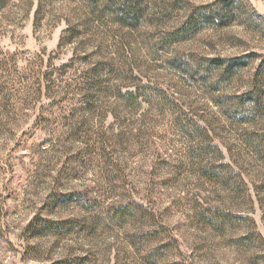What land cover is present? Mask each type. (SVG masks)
<instances>
[{
  "label": "rangeland",
  "instance_id": "obj_1",
  "mask_svg": "<svg viewBox=\"0 0 264 264\" xmlns=\"http://www.w3.org/2000/svg\"><path fill=\"white\" fill-rule=\"evenodd\" d=\"M216 1L137 27L112 0L0 9V264H264V0L173 37Z\"/></svg>",
  "mask_w": 264,
  "mask_h": 264
},
{
  "label": "trees",
  "instance_id": "obj_2",
  "mask_svg": "<svg viewBox=\"0 0 264 264\" xmlns=\"http://www.w3.org/2000/svg\"><path fill=\"white\" fill-rule=\"evenodd\" d=\"M9 1L10 0H0V9L4 8L9 3ZM234 1L235 0H218L214 4H211L209 6L197 7L194 11H191L186 14L185 19L183 20L179 28L176 29V31L173 33L175 41H181L192 37V35H194V33L196 32V29L198 28V24L200 23H207V21H213V23H216V21H218L219 23H221L225 21V10L230 11V6ZM92 2L93 4L95 3V6H98V4L101 5L102 2L104 3L105 0H92ZM112 2L114 6H116L117 13L120 15V21L123 24L135 25V27H137L144 17L143 14L147 12L150 6H152L154 0H112ZM169 3V7L167 6L166 8L170 11H182L187 8V0H170ZM163 4L164 6L166 5L165 0H163ZM214 6H217L218 8H212ZM211 8L214 10H212ZM219 25L222 26L224 24ZM245 58H248L249 61H253L255 59V56L248 55ZM242 59L243 58H214L208 59V61L212 65V68L214 70L219 71L220 74L225 77L231 76L232 73H235L237 67L244 66V64L242 63ZM259 68L264 69V60H262ZM258 71L260 70H257V76L259 73ZM256 81L257 78L255 82ZM145 88H147V86L137 87V90L135 91V103L139 102L138 99L140 98V92L142 91V89ZM157 93H160V91H157ZM172 105L178 106L174 102ZM128 208L130 207H123L122 215H126ZM222 215L224 222H227L229 218L232 217L231 214L228 213H222ZM135 218H141L149 225H157V222L155 220L156 217L153 211L137 202H135ZM47 223L49 226L54 225V223H52L51 221ZM150 229L147 230L145 233H142L144 237L147 236V238H149L147 241L154 239L153 237L158 236L160 234H165L167 231L163 225H158L153 228L150 227Z\"/></svg>",
  "mask_w": 264,
  "mask_h": 264
}]
</instances>
